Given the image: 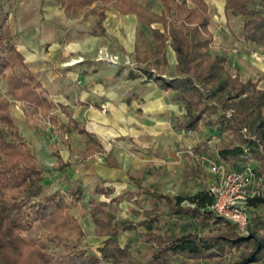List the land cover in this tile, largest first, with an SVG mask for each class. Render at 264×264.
I'll return each mask as SVG.
<instances>
[{
  "label": "trees",
  "instance_id": "16d2710c",
  "mask_svg": "<svg viewBox=\"0 0 264 264\" xmlns=\"http://www.w3.org/2000/svg\"><path fill=\"white\" fill-rule=\"evenodd\" d=\"M58 1L67 13L92 7L90 12L100 20L105 19L110 6L123 14H136L139 22L148 26L155 43L150 46L145 43L143 47L144 41L139 42L135 60L159 87L176 91V98L185 104L186 116L176 118L175 128L196 132L202 127L213 129L221 140L217 156L222 161L236 165L244 158L257 160L264 174V88L259 87L263 77L243 80L239 69L233 75L228 67V54L220 49L213 51L214 34L209 27L211 14L207 0H159L161 12L138 0ZM252 3L253 0H225L224 8L244 17L245 40L263 47L264 51V0H260L258 7ZM11 12L12 7L0 0V78L8 86L7 91L0 87L3 125L0 127V264H176L180 259L223 264L227 252L233 250L238 252L234 264H264V195L249 201V209L261 207L263 212L255 213L247 234L211 209L214 196L209 189L172 196L147 188L140 176L130 172L133 188L112 198L115 188L104 185L110 180L96 186V193L110 199L90 200L95 234L106 237L96 249L90 247L85 241V229L71 212L72 202L81 200L83 188H71L66 193L46 190L35 149L12 116L8 96L49 117L55 126L59 125V117L54 111L60 108L68 117L67 123L59 126L62 133L78 130L92 138L86 139L87 149L82 151L85 158L106 153L109 166L121 165L112 160V154L100 141L80 127L71 111L50 97L41 80L29 69L11 29ZM169 47L176 54L174 71L168 69ZM204 150H209L208 145ZM53 153L58 168L71 165L63 160L58 145L53 146ZM200 174L204 176L193 167L184 176ZM125 199L133 200L136 205L131 207V212L138 217L137 221L120 219L110 208ZM185 218L210 226L203 232L181 230L176 223ZM36 224L42 226V234L27 239L24 233ZM141 226L140 240L153 247L143 262L119 239L120 229Z\"/></svg>",
  "mask_w": 264,
  "mask_h": 264
},
{
  "label": "crops",
  "instance_id": "0c3cea01",
  "mask_svg": "<svg viewBox=\"0 0 264 264\" xmlns=\"http://www.w3.org/2000/svg\"><path fill=\"white\" fill-rule=\"evenodd\" d=\"M215 1L219 6L222 4L225 10V0ZM139 2L150 4L157 12L162 11L159 0L157 6L147 0ZM4 3L12 7L9 22L17 47L25 56L29 69L41 80L50 97L71 111L79 121L80 127L100 141L105 150L112 154V160L121 165L109 166L106 153H95L85 158L82 152L85 145L75 144L73 140L82 135L85 139L92 138L78 133V130L62 133L59 126L67 123L68 117L57 108L54 114L59 117L58 126L51 124L46 116L48 124L57 132L53 145H46L32 127L28 128L26 134L21 132L32 143L35 153L38 145L47 155L49 163L55 166L52 176L47 179L52 182L60 181V184L67 186L64 193L81 186L82 199L85 186L90 181L95 183L96 188L103 180H110L104 182V185L114 187L116 192L113 179L121 177L122 180H127L131 165L139 168L145 162L141 155H128L127 152L124 154L125 146L139 147L138 144L146 141L148 147H157L160 144L162 147H169V144H172L178 149V142L182 141L183 145L187 139L186 134L193 133L192 130L175 128L176 118L186 116L185 104L176 98V91L159 87L143 72L138 63L137 66L111 67L105 66V63L98 59L100 49H106L108 52L111 50L117 54L137 53L139 27L148 26L140 23L136 14H123L114 6H110L106 10L105 19L100 20L90 12L92 7L82 12L67 13L58 0H4ZM213 22L214 17L211 14L209 27L214 34V44L230 48L227 53L229 61L232 66H236L235 70H240L243 80H258L261 75H257V71L262 67L264 72V67L255 60L254 55L258 53L257 50L263 51V47L247 42L243 29L241 35H232L230 38L227 18L224 20L226 30L221 29L220 32L224 41H216ZM154 26L162 27L160 24ZM167 56L168 69L174 71L177 59L172 47L168 48ZM262 75L264 77V73ZM263 81L264 79H261L259 82L261 88H264ZM4 87L1 88L7 91L6 83ZM8 98L11 101V114L15 119V114L20 116V112H24L23 106L28 104L11 96ZM102 102L108 103L109 112L101 110ZM16 122L18 124L17 120ZM55 145H58L63 160L70 161L71 165L57 167V157L53 153ZM149 161L153 159L149 158ZM43 176L45 178L44 171ZM56 190L63 192L62 189ZM115 192L110 198L116 196Z\"/></svg>",
  "mask_w": 264,
  "mask_h": 264
},
{
  "label": "rangeland",
  "instance_id": "374dc122",
  "mask_svg": "<svg viewBox=\"0 0 264 264\" xmlns=\"http://www.w3.org/2000/svg\"><path fill=\"white\" fill-rule=\"evenodd\" d=\"M139 1L144 2L145 0ZM147 1H151L156 6L158 5V0ZM207 1L209 2L211 14L214 17L213 29L217 36L216 41H218L219 39L224 41V38L221 37L220 32L222 31L221 29L226 30V26L224 25L225 18H227V27L229 28L228 35L230 38L232 35L238 36L242 34L244 23V17L242 15L234 14L230 10L225 11L223 9L222 4L219 6V3L215 0ZM252 6H260V0H253ZM141 27H139L138 31V42H141L143 40V47L145 46V43L148 46L154 45L155 41L153 40L150 30L147 27ZM219 49L226 53H229L230 48L228 46L224 47L220 46V44H214L213 51ZM109 51L110 53H114L111 50ZM256 52L258 53H255L254 55L255 60L257 62H260V64H263L264 67L263 51L257 50ZM119 56L120 62L118 66L120 67L123 65H138L137 61L135 60L136 54L133 55L129 53H120ZM248 56H250V54H248ZM100 61L102 63H105V66H113L103 60ZM247 61L249 62L248 58ZM228 67L233 73V75H235L236 66H232L231 62L229 61ZM259 69L260 70L257 71V75H261L260 78H262V74L264 73L262 71L263 68L260 67ZM18 71L21 72V70ZM262 79H264V77ZM0 81V87L4 89V85L6 82L2 78H0ZM109 110L110 109L108 106L107 111L109 112ZM23 111L24 112H20V116L15 114V119L18 121V125L20 126L21 131L26 134L28 128L32 127L34 128L35 133L38 135V137L44 140V143L46 145H53L56 140L55 135L57 132L56 129L53 128V126L48 124V118H46V116L44 115L42 117L38 112H35L34 109L32 110L28 105L23 106ZM0 127H3L1 123ZM202 129V131L198 132L193 131L192 134L187 133V139L183 143V145H181L182 141L178 142V149H175L172 144H169V147H173L172 149H170L168 146L162 147V144L157 147H148L146 141L141 142L142 144H138L139 147L132 146V148H129V146H125L123 148L124 154L127 152L126 154L128 155H141L142 159H144L145 161L143 164H141L139 168H135L133 165H131L129 172L136 176H140L142 178V184L147 188H151L161 193H169L172 196L191 195L202 189H208L211 183L216 181V177L211 173L209 163L206 158L217 157V151L221 140L217 132H215L213 129H208L205 127H203ZM73 141L75 144H79L81 146L85 145V149L83 150L87 149L86 139L83 135L81 137H76ZM205 145H208V151L204 150ZM124 154L122 155L123 157ZM36 155L39 157L41 162V168L44 171L45 178L43 180V183L46 187V190L49 192H53L56 189H62L64 193V191L67 189V186H64V184H60V181L55 182L53 180V183L52 180L47 179V177L52 176V170L55 166L52 163H49V161L47 160V155L40 150L38 145ZM149 158L153 159V161H149ZM227 165L231 170H239L243 169L247 165H251L252 167H255L257 171L264 177V174L260 172L261 170L257 160H250L248 158H244L243 160H240L236 165ZM193 167H197L198 172L203 173L204 176L200 174L197 177L186 178L184 176L186 171ZM113 180L115 181L114 185L116 186V192L114 195L123 193L128 188H133V183L131 182V179L129 177L127 180H122L121 177H116ZM91 198H95L97 201L109 200V198H106L103 194L96 193L95 183L93 184L90 181V183L85 186V195L83 196V198L79 202H72L71 212L79 218L83 228L85 229L87 233L85 241L87 242V244L90 247L96 249L102 244V239L104 237H100L95 234V223L90 212ZM183 203L188 204L187 201H184ZM135 206L136 205L134 204L133 200L125 199L120 203L112 204L110 208L116 213V215L120 219H133L134 221H137L138 217L131 212V207ZM261 212H263V209L261 207H251L249 209L250 220L252 221V218L254 217L255 213L259 214ZM174 226L175 225H172V227ZM176 226H178L181 230L192 229L194 231L203 232L210 225L206 223H199L198 221H193L189 220L188 218H185L178 220ZM252 226L253 224L251 222L250 227ZM142 229L143 227L141 226L128 230H119V239L121 244H128L131 247L135 258L141 262L145 261L146 256H148L149 253L153 250L152 246L147 245L140 240V231ZM42 232V226L40 224H36L32 229L26 231L24 233V236L27 239H34L40 234H42ZM237 253V250L228 251L225 255L226 260L223 264H234V260L237 257ZM105 264L112 263L107 262ZM176 264H211V262L208 260L201 261L192 259H180L176 261Z\"/></svg>",
  "mask_w": 264,
  "mask_h": 264
},
{
  "label": "built area",
  "instance_id": "2783aa9c",
  "mask_svg": "<svg viewBox=\"0 0 264 264\" xmlns=\"http://www.w3.org/2000/svg\"><path fill=\"white\" fill-rule=\"evenodd\" d=\"M98 59L111 65H118L120 62L119 54L110 53L106 49L99 50ZM100 107L102 111L108 110V104L105 102H102ZM206 159L211 173L216 177V181L208 188L214 196L211 209L235 223L241 232L248 233L251 225L249 201L264 195V177L251 165L231 170L219 156Z\"/></svg>",
  "mask_w": 264,
  "mask_h": 264
}]
</instances>
